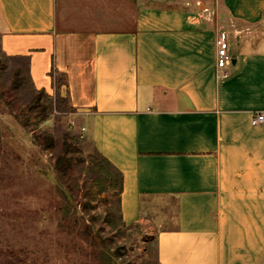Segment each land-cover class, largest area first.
<instances>
[{
  "label": "crops",
  "instance_id": "crops-1",
  "mask_svg": "<svg viewBox=\"0 0 264 264\" xmlns=\"http://www.w3.org/2000/svg\"><path fill=\"white\" fill-rule=\"evenodd\" d=\"M220 31L240 42L225 79ZM261 43L264 0H0L1 54L120 173L156 264H264Z\"/></svg>",
  "mask_w": 264,
  "mask_h": 264
},
{
  "label": "rangeland",
  "instance_id": "rangeland-1",
  "mask_svg": "<svg viewBox=\"0 0 264 264\" xmlns=\"http://www.w3.org/2000/svg\"><path fill=\"white\" fill-rule=\"evenodd\" d=\"M228 47L232 55L240 42ZM70 112L57 94L35 92L24 63L0 52V264H156L152 237L120 223L111 174L90 163ZM46 136L54 143L44 149ZM64 140L77 163L62 184L54 161Z\"/></svg>",
  "mask_w": 264,
  "mask_h": 264
},
{
  "label": "trees",
  "instance_id": "trees-1",
  "mask_svg": "<svg viewBox=\"0 0 264 264\" xmlns=\"http://www.w3.org/2000/svg\"><path fill=\"white\" fill-rule=\"evenodd\" d=\"M18 75H19V70H16L14 73V80H16L15 88H18V86L20 85V82H17ZM43 93H44L43 91H39V94H43ZM53 143H54L53 138L46 136V138H44V140L40 143V145L44 149H46L47 147H51ZM66 143L67 141L64 140L63 152L62 154L57 156L54 161V170L58 176L59 182L62 184H63L62 179L68 174L69 170H71L72 167L76 165L77 163L75 159L65 155L69 152H72L71 147L66 145ZM88 158L90 159V163H92L94 167L96 166V168H102L105 166L108 168L111 174L110 178H108V180H110L109 183L112 185V188L116 189V195H118L120 188H121L120 173L115 168H113L105 159L101 158L98 155H90ZM94 186H95V191H96L95 193H98L97 186L95 185V183H94ZM94 186H92V188H94ZM91 191H93V189H91Z\"/></svg>",
  "mask_w": 264,
  "mask_h": 264
},
{
  "label": "built area",
  "instance_id": "built-area-1",
  "mask_svg": "<svg viewBox=\"0 0 264 264\" xmlns=\"http://www.w3.org/2000/svg\"><path fill=\"white\" fill-rule=\"evenodd\" d=\"M227 42L228 35L220 31L216 34L214 39L215 46V68L217 70V77L221 79H225L228 77L229 73L227 71V67L231 63V56L227 52ZM264 122V116L261 113H255L251 118V125L257 126ZM83 131L84 128L82 127Z\"/></svg>",
  "mask_w": 264,
  "mask_h": 264
}]
</instances>
